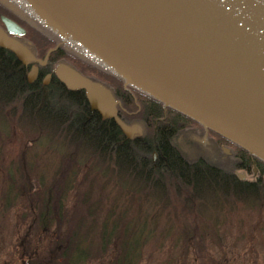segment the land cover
I'll use <instances>...</instances> for the list:
<instances>
[{
	"label": "trees",
	"instance_id": "obj_1",
	"mask_svg": "<svg viewBox=\"0 0 264 264\" xmlns=\"http://www.w3.org/2000/svg\"><path fill=\"white\" fill-rule=\"evenodd\" d=\"M68 36V50L91 52ZM98 59V86L118 100L117 121L56 75L27 82L0 58V214L14 210L22 228L18 263L222 264L210 256L219 216L224 224L226 212L264 205V188L186 134L202 127L264 161ZM15 135L22 146L6 160ZM188 144L196 154H186Z\"/></svg>",
	"mask_w": 264,
	"mask_h": 264
},
{
	"label": "water",
	"instance_id": "obj_2",
	"mask_svg": "<svg viewBox=\"0 0 264 264\" xmlns=\"http://www.w3.org/2000/svg\"><path fill=\"white\" fill-rule=\"evenodd\" d=\"M97 1L155 44L180 71L183 84L159 83L123 60L96 31L85 33L70 7L72 30L99 57L127 80L264 161V0ZM0 46L26 56L1 33ZM69 76L71 85L85 83ZM92 93L106 99L99 88Z\"/></svg>",
	"mask_w": 264,
	"mask_h": 264
},
{
	"label": "flooded vegetation",
	"instance_id": "obj_3",
	"mask_svg": "<svg viewBox=\"0 0 264 264\" xmlns=\"http://www.w3.org/2000/svg\"><path fill=\"white\" fill-rule=\"evenodd\" d=\"M60 2L63 13H59L65 17L64 19L56 14L55 8L57 7L52 3L47 5L45 1L39 0H0V33L9 43L26 53V56H22L15 54L5 46H0V58L6 64V68L14 70L13 74L16 76L20 74L27 82L44 83L47 79L50 80L51 74L56 75L70 89L83 91L85 102L96 110L100 117L104 116L117 121L119 119L117 108L120 107L118 100L112 99L103 88L98 86V54L93 51L86 40L80 38L74 31L80 41L87 46L86 48L91 50L89 52L86 49L87 55L92 60L82 54L81 56L77 54L75 58L80 60L82 65L75 64L71 60L70 53L66 52L69 48L67 46L70 40L69 29H75L76 25L70 14L68 0H60ZM60 60H64V62ZM3 63L1 64L3 65ZM75 65L81 67L77 69ZM69 73L77 75L85 83L78 86L71 85L68 81V79L71 80ZM92 88H99L106 94V99L100 101L95 98ZM178 115H180L178 112L174 114L175 122ZM198 128L196 126L190 128L186 134L190 140L187 139V141L194 145L201 141L203 143L201 149L207 155L217 154L219 157L221 155L223 160H232L243 173L239 177L241 180L259 181L264 188V166L261 162L247 157L236 144L224 137L202 127ZM177 141H182V137L178 136ZM188 145L190 146V144ZM187 149L191 155L197 151L192 147H185L186 154H188ZM151 160L152 163L156 160L155 153L151 154Z\"/></svg>",
	"mask_w": 264,
	"mask_h": 264
},
{
	"label": "rangeland",
	"instance_id": "obj_4",
	"mask_svg": "<svg viewBox=\"0 0 264 264\" xmlns=\"http://www.w3.org/2000/svg\"><path fill=\"white\" fill-rule=\"evenodd\" d=\"M39 1H45L47 5L54 4L57 7L55 8L56 14L62 17V19L65 18L59 13H62V11L54 0ZM68 35L80 41L72 29H69ZM81 44L86 47L84 43L81 42ZM74 49L91 59L82 46H76ZM66 52L74 56L77 55L72 50L67 49ZM98 62H101V60L98 59ZM4 146L5 158L8 160L10 158L16 159L22 144L19 143L15 135L9 141H6ZM217 156L219 157V155ZM210 158L216 160L214 157ZM219 161L223 163L227 162L221 158V155ZM237 174L243 175L241 171H238ZM233 210L230 212H233ZM225 214L226 216L223 217L226 218L225 223H221L222 216H219V224L214 229L220 235L218 243L210 241V244L214 245L210 253L211 258L221 260L222 264H264V205H246L235 209L233 213L228 214L226 212ZM208 219L210 220V218ZM17 220L18 218L14 215V210H10L7 214L4 213V216L0 214V264H19L16 259L18 250L16 246L18 245V238L22 234V228L18 225ZM166 249L167 245H165L164 251ZM172 253L176 254V251L173 250Z\"/></svg>",
	"mask_w": 264,
	"mask_h": 264
},
{
	"label": "bare ground",
	"instance_id": "obj_5",
	"mask_svg": "<svg viewBox=\"0 0 264 264\" xmlns=\"http://www.w3.org/2000/svg\"><path fill=\"white\" fill-rule=\"evenodd\" d=\"M54 1L63 13L60 0ZM68 2L75 16V22L85 33L96 31L119 57L139 68L155 81L176 88L182 86V74L164 53L109 7L97 0H68Z\"/></svg>",
	"mask_w": 264,
	"mask_h": 264
}]
</instances>
